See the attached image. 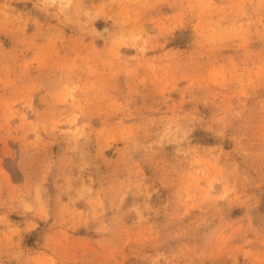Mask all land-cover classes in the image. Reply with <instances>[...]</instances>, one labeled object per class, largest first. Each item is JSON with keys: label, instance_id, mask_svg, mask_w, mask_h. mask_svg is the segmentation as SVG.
<instances>
[{"label": "rangeland", "instance_id": "obj_1", "mask_svg": "<svg viewBox=\"0 0 264 264\" xmlns=\"http://www.w3.org/2000/svg\"><path fill=\"white\" fill-rule=\"evenodd\" d=\"M0 264H264V0H0Z\"/></svg>", "mask_w": 264, "mask_h": 264}]
</instances>
